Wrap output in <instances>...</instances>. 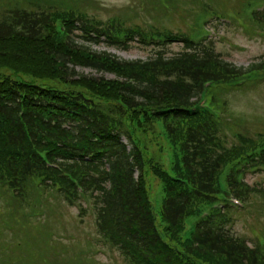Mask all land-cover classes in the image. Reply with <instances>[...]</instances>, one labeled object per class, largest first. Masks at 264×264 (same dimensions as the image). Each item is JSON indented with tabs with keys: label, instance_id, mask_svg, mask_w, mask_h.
I'll use <instances>...</instances> for the list:
<instances>
[{
	"label": "trees",
	"instance_id": "16d2710c",
	"mask_svg": "<svg viewBox=\"0 0 264 264\" xmlns=\"http://www.w3.org/2000/svg\"><path fill=\"white\" fill-rule=\"evenodd\" d=\"M167 1L162 11L177 13ZM195 1L200 10L187 12V32L103 22L68 0L14 1L19 6L0 21V264H99L88 258L93 247L124 264H264V201L254 197L261 188L244 181L264 173V130H239L221 98L263 84L264 61L239 68L211 40H191L204 15L264 38V0H212L214 8ZM37 3L38 11L20 9ZM135 36L158 48L155 57L120 61L86 46L127 48ZM171 42L182 51L166 57ZM207 82L209 109L193 112ZM69 208L80 224L92 220L95 241L81 245L66 222L50 223L54 209ZM203 210L187 237L189 219Z\"/></svg>",
	"mask_w": 264,
	"mask_h": 264
},
{
	"label": "rangeland",
	"instance_id": "374dc122",
	"mask_svg": "<svg viewBox=\"0 0 264 264\" xmlns=\"http://www.w3.org/2000/svg\"><path fill=\"white\" fill-rule=\"evenodd\" d=\"M14 1L15 0H0V21L6 18L9 19L11 15L8 11L15 6H19ZM163 1L164 0H156L157 9H153L155 5L149 0H68L71 5H76L83 10L86 9L90 15L97 17L103 22L116 18L124 22L126 26L139 25L146 28L148 25H155L158 27L163 26L173 32H177L179 30L187 32V24L191 25V22L187 20V12L189 10L193 13L199 11L200 9L197 2L195 0H170L171 2L167 3L169 2L168 0L165 2L166 7H170L172 5L177 6L179 11L176 13L173 10L162 11ZM200 1V3L211 4L213 8L215 7V1ZM39 5L40 3H37L36 5L25 4L21 6L20 9L24 8L23 10L27 12H35L39 10ZM257 8L260 9V7ZM183 9L185 12L183 13V17H181V10ZM202 21L207 22L202 24ZM202 21L200 24L204 26V30L198 34L206 33V35L203 34V38L206 37L207 42L210 40L213 42L214 50L220 54L224 61L239 68H246L252 63L257 64L264 61V38L260 37V35H252L249 32L244 31L239 26H236V24L232 21H229V23L219 21L221 24H211V22H209V17H205ZM125 38L126 36L123 39L119 37L118 40L121 41ZM103 41L101 43L86 46L90 47L92 51L97 53L110 54L120 61H146L155 57V51L158 50L156 46H144L140 43L137 36H135L132 40L126 41V43L130 44L127 48L122 46H111ZM160 41L161 39H158L157 41L152 40L154 44L155 42ZM180 51H182V46L175 42L167 44L166 49H164L166 57H171ZM76 71L79 74L95 78H114L113 75L100 74L86 68L78 67ZM221 98L225 99L227 102L230 113L237 120L239 130L247 133L264 130V83L251 86L246 91L235 92L230 95L223 92L221 94ZM231 143L232 142H230L229 145ZM261 170L264 172L262 168ZM244 181H246L250 186L261 188L259 189L260 193L255 194L254 197L258 200L256 202L262 203L260 201H264V173H256L255 171H252L251 173L246 174ZM153 190L154 187H152L151 199L154 204V209L156 213H158L161 207L160 193L159 196L154 195ZM157 192H159V190ZM0 207L5 208L3 201H1ZM54 211L58 212L55 217L49 219L50 223L59 221L57 226L60 227L62 222H66L65 225L68 229V233H78L81 245H83L86 240L95 241L97 239L95 227L92 225V220L90 218H85L84 223L80 224L78 222V218L76 217L77 210L75 208H69L68 212L58 209H54L52 212ZM49 220L46 222V220L43 219V225L47 226V223L49 224ZM250 220H252L251 217ZM28 228H33V225L28 224ZM53 228L56 230L54 225ZM235 229L248 240L252 238V235L245 226L244 221L237 220ZM26 232L30 233L32 231L27 230ZM89 251H91V249L82 250V252ZM91 257L94 261L99 262V264H124L117 253L104 255L100 252V249L96 247H93L92 253L88 255V258ZM52 263L64 264L63 259L61 258H54ZM72 263L85 264L83 262L78 263L75 261H72Z\"/></svg>",
	"mask_w": 264,
	"mask_h": 264
}]
</instances>
